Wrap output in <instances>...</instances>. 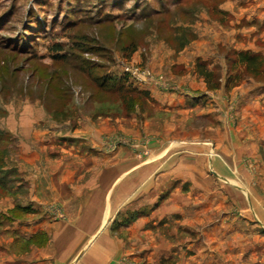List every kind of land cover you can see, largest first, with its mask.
<instances>
[{"label": "rangeland", "instance_id": "obj_1", "mask_svg": "<svg viewBox=\"0 0 264 264\" xmlns=\"http://www.w3.org/2000/svg\"><path fill=\"white\" fill-rule=\"evenodd\" d=\"M147 88L197 109L161 112ZM129 174L123 205L160 181L158 229L150 204L99 211ZM96 223L118 264H264V0H0V259L77 258Z\"/></svg>", "mask_w": 264, "mask_h": 264}, {"label": "crops", "instance_id": "obj_2", "mask_svg": "<svg viewBox=\"0 0 264 264\" xmlns=\"http://www.w3.org/2000/svg\"><path fill=\"white\" fill-rule=\"evenodd\" d=\"M148 89V88H147ZM153 96H155V100L158 102V105L161 109V112L164 110H168V112L176 113L175 115H178L180 113H186V114H192L197 109V105L194 103L193 99L194 96L187 95V96H181L180 92H168V91H159L158 89L150 88L148 89ZM163 90V89H162ZM197 99V98H196ZM211 109H208L204 114H200L201 112H196V118L197 121H200V119L204 117H208V119L211 121V119H216L215 112ZM192 116V115H189ZM211 127H208L207 132H211ZM181 140H178L179 142ZM183 142V141H182ZM182 146L187 145L189 147V151L191 153H199L201 152L200 145L195 144L194 142H183L180 144ZM162 150V149H161ZM154 164L152 165V167ZM162 167V166H161ZM193 166L188 167L190 169ZM155 170V168H153ZM174 172L184 171L185 167L184 165L177 166L176 168L172 169ZM178 175V174H176ZM119 179V178H118ZM114 183L116 184H110L108 183L105 187V191L108 193H112V197H108L107 195H103L100 199L101 205L99 206V211L101 212H107L106 214H110L109 212L112 211L113 215L116 214L118 211L120 212V209L125 210H133L136 208L137 203L139 205H147L150 204V211L148 212V219H158L157 222L153 223V225H156L155 228H159L161 226L160 220L165 217L168 218L170 210L165 206V204L162 203V200L160 203H158V197L162 193V190L160 189V181L157 180V182H154V184L151 186V190H149V193L143 192L140 194V197L136 203V197L133 200H130L126 202L127 204L122 203L121 197H124L123 195L127 194L129 192L128 197L131 196V192H135L137 188L136 179L133 178L132 174H129L127 177H125L123 180H117L114 179ZM118 181V182H117ZM168 180L163 181L167 182ZM112 187V188H111ZM106 197V199H105ZM107 205H106V203ZM136 204V205H135ZM157 204V205H156ZM123 205V206H122ZM112 209V210H111ZM178 208L173 207L171 211H176ZM100 213L98 215L100 216ZM146 219V218H145ZM141 220V221H140ZM147 221L143 220L142 218L135 219L131 223H123V226H126L130 229H137L138 226H143ZM97 223L93 224L88 231L84 232L81 231L84 234H94L97 232L98 236L96 241L89 246L85 244L84 249L81 251L80 255L77 258L70 257L72 254V244L68 243V246L58 249L57 243L55 244H48V247L43 250H39L37 248H32L27 253H24V255H19L15 258H1L0 264H118V259L121 257L123 253H126V251H122L121 243H119L118 240H116L108 231L105 230V225L103 227L97 228ZM89 227V226H88ZM38 228H34L33 232L35 233V230ZM152 229L149 231H143V233L147 232L150 233ZM24 229L22 228L20 234L24 236L25 239L31 237L30 233L23 232ZM71 232V229L68 231ZM15 236V233L12 232ZM157 234V233H156ZM12 237V236H11ZM13 238V237H12ZM15 239V238H14ZM21 240V239H20ZM61 245V244H60ZM82 246V244H81ZM80 247V246H79ZM77 247V248H79ZM146 246L144 245V248ZM167 248V246H166ZM129 254V253H127Z\"/></svg>", "mask_w": 264, "mask_h": 264}, {"label": "trees", "instance_id": "obj_3", "mask_svg": "<svg viewBox=\"0 0 264 264\" xmlns=\"http://www.w3.org/2000/svg\"><path fill=\"white\" fill-rule=\"evenodd\" d=\"M238 61L245 63L248 67L256 62L255 55L241 54L238 55Z\"/></svg>", "mask_w": 264, "mask_h": 264}]
</instances>
